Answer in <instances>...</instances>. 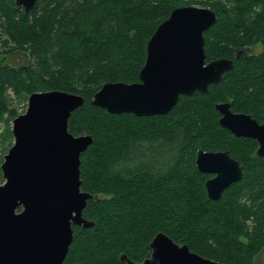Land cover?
Returning a JSON list of instances; mask_svg holds the SVG:
<instances>
[{
	"label": "trees",
	"instance_id": "trees-1",
	"mask_svg": "<svg viewBox=\"0 0 264 264\" xmlns=\"http://www.w3.org/2000/svg\"><path fill=\"white\" fill-rule=\"evenodd\" d=\"M189 5L216 14L203 33L206 60L229 58L233 68L162 115L91 104L104 83L139 80L155 28ZM257 44L261 50L250 51ZM49 90L83 96L68 130L93 138L80 158L81 190L92 195L82 215L93 225H73L63 264H124L121 254L142 261L158 232L220 264H256L264 158L255 140L219 124L214 105L227 101L264 123V0H37L28 11L0 0V120L19 114L15 100L26 105L32 92ZM4 136L12 139L10 127ZM199 149L228 151L241 163L242 178L217 200L206 194L210 175L196 167Z\"/></svg>",
	"mask_w": 264,
	"mask_h": 264
},
{
	"label": "water",
	"instance_id": "water-1",
	"mask_svg": "<svg viewBox=\"0 0 264 264\" xmlns=\"http://www.w3.org/2000/svg\"><path fill=\"white\" fill-rule=\"evenodd\" d=\"M36 1L14 0L25 11ZM215 20V12L208 7L172 9L147 41L139 80L106 82L90 103L112 114L162 115L181 95L206 92L210 84H216L233 68L229 58L206 60L203 33ZM83 101L77 93L35 91L28 96L25 111L13 118V143L0 165L4 178L0 184V264H63L73 239V225H93L82 215L92 195L81 190L80 181L81 154L93 138L90 134L73 135L68 130L69 117ZM214 106L219 124L236 137L255 140L256 155L264 158V123L248 113L232 111L227 101ZM195 163L200 172L210 175L204 186L213 200L243 175L240 161L228 151L199 149ZM149 247L151 253L142 261H133L125 254L120 255V261L220 264L163 232L153 236Z\"/></svg>",
	"mask_w": 264,
	"mask_h": 264
},
{
	"label": "rangeland",
	"instance_id": "rangeland-1",
	"mask_svg": "<svg viewBox=\"0 0 264 264\" xmlns=\"http://www.w3.org/2000/svg\"><path fill=\"white\" fill-rule=\"evenodd\" d=\"M261 50V46L260 44H257L253 47L250 48V51H254V52H259ZM15 104V108H16V112L17 113H22L25 111L26 105H24V102L22 101H14ZM25 106V107H24ZM12 127V119H10L8 122L4 121V120H0V149H1V158L3 156V154H5L7 152V150L9 149V147L12 145L10 144V140L13 143V136L12 139H10L9 137L5 138V132H6V128ZM12 133V132H11ZM4 181V178L2 176V173H0V184ZM254 262L256 264H264V247L259 251V253L254 257Z\"/></svg>",
	"mask_w": 264,
	"mask_h": 264
},
{
	"label": "flooded vegetation",
	"instance_id": "flooded-vegetation-1",
	"mask_svg": "<svg viewBox=\"0 0 264 264\" xmlns=\"http://www.w3.org/2000/svg\"><path fill=\"white\" fill-rule=\"evenodd\" d=\"M151 253V252H150ZM137 262H139V261H137ZM125 264V263H124Z\"/></svg>",
	"mask_w": 264,
	"mask_h": 264
}]
</instances>
